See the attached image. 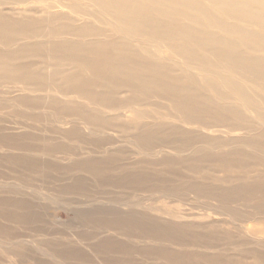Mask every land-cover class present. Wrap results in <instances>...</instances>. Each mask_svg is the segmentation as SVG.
Listing matches in <instances>:
<instances>
[{"label": "rangeland", "instance_id": "rangeland-1", "mask_svg": "<svg viewBox=\"0 0 264 264\" xmlns=\"http://www.w3.org/2000/svg\"><path fill=\"white\" fill-rule=\"evenodd\" d=\"M182 1L200 12L0 0V264H264V92L163 38L181 27L264 60L222 31L264 36V9L227 0L251 23Z\"/></svg>", "mask_w": 264, "mask_h": 264}, {"label": "bare ground", "instance_id": "bare-ground-1", "mask_svg": "<svg viewBox=\"0 0 264 264\" xmlns=\"http://www.w3.org/2000/svg\"><path fill=\"white\" fill-rule=\"evenodd\" d=\"M90 2L91 6L96 7L97 9H101L106 11L108 8H112L115 5L121 6V8H124V1L125 0H87ZM160 1H167L170 3H177L181 6H187L189 8H192L194 10H197L200 12V9L197 5L183 2L182 0H160ZM212 2V4L221 12L224 11L227 13V15L236 17L241 20H245L251 23H254L256 20L259 19L257 16L255 18V14L247 11L246 7L242 4H234L230 3L227 0H209ZM252 3L259 5L264 9V0H250ZM148 8V7H147ZM146 9V8H145ZM246 9V10H245ZM120 12H126L125 9L119 10ZM151 11L154 12V14L162 15V16H168L169 12L168 10L161 9V10H155L151 9ZM127 13V12H126ZM203 19L205 22H207L210 25H221L219 22V19H215L213 14L203 11L201 12ZM113 21L116 23L123 25L127 29L134 30L137 33H141L144 35H152L154 36L153 31L162 30L164 28L158 26V24L154 23L152 18H149L147 20L139 19L137 21L132 19H127L126 21L121 18H112ZM218 28H224L219 26ZM182 38L175 39L172 38V34L176 29H172L169 31L164 30V39L169 41V47L171 50L176 53L177 55H180L184 58L190 59V62L193 63H202V65L209 66L207 64H210V67L218 68L220 66H223L224 71L234 73L235 75L238 74L240 77L250 80L249 82L253 85L259 87L262 92H264V60L256 61L255 58H242V56L238 55L236 53V46L227 45L225 42L217 40V39H210L205 40L202 39V37H199L194 34V32L181 28ZM225 33H231L236 36L242 41L241 43L248 47H253V49H258L259 51L264 53V36H257V35H249L243 31H238L236 29H224L222 30ZM150 35V36H151ZM156 37V36H155ZM160 37V36H159ZM195 45V50H192L189 48L190 46ZM216 48L220 50L221 52L219 54L212 55L216 52ZM228 55L230 58V62L226 63L223 60V56ZM213 56V58H211ZM226 64V65H225ZM243 65V66H241ZM230 85L237 96H239L243 101L244 104H248L251 106L250 100L243 96V90L239 87H237L234 84L228 83ZM262 87V88H261Z\"/></svg>", "mask_w": 264, "mask_h": 264}]
</instances>
